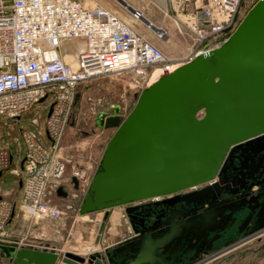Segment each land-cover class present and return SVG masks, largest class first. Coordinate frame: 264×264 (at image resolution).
<instances>
[{
    "label": "water",
    "instance_id": "95a60500",
    "mask_svg": "<svg viewBox=\"0 0 264 264\" xmlns=\"http://www.w3.org/2000/svg\"><path fill=\"white\" fill-rule=\"evenodd\" d=\"M152 29L160 30L155 25ZM105 124L116 132L80 213L128 205L120 224L125 245L114 256L107 251L84 257L1 241L0 253L10 264H179L195 250L194 240L223 213L213 209L170 225L148 219L132 203L210 183L179 197L191 204H211L217 192L212 182L226 172L230 159L237 161L245 179L264 180V157L258 158L264 156V0L251 7L226 43L160 77L142 91L124 121L116 114ZM249 184L238 182L237 189L250 194L254 184ZM259 190V213L264 215V186ZM58 194L67 195L63 188ZM171 199L162 204L171 205ZM263 231L264 221L255 233Z\"/></svg>",
    "mask_w": 264,
    "mask_h": 264
},
{
    "label": "built area",
    "instance_id": "2783aa9c",
    "mask_svg": "<svg viewBox=\"0 0 264 264\" xmlns=\"http://www.w3.org/2000/svg\"><path fill=\"white\" fill-rule=\"evenodd\" d=\"M92 1L0 0V115L16 120L40 103L49 106L47 141L22 131L26 155L21 168L13 167L9 149L0 147V173L21 177L19 210L31 223L59 218L72 209L80 211L76 190L72 192L75 201L66 204L58 194L63 188L68 197L65 185L77 189L74 179L79 186L85 177V171L76 166L77 177H65L68 161L61 151L78 87L95 78L123 74L142 83L148 69L157 65L163 66L165 74L172 73L226 43L244 18L245 0H167L163 22L171 19L176 32L190 38L196 49L185 62L174 64L178 67L171 72L163 44L132 27L107 5H89ZM132 15L135 20L146 17L140 8ZM152 25L160 29L154 31L157 37L168 36L163 24L146 23L150 30ZM16 207L10 199L0 198V242L13 241L8 224ZM26 234L16 241L20 246L58 252L50 243L28 242Z\"/></svg>",
    "mask_w": 264,
    "mask_h": 264
},
{
    "label": "rangeland",
    "instance_id": "374dc122",
    "mask_svg": "<svg viewBox=\"0 0 264 264\" xmlns=\"http://www.w3.org/2000/svg\"><path fill=\"white\" fill-rule=\"evenodd\" d=\"M126 1L133 7L140 8L145 16L155 24H163L167 30L168 38L157 37L154 30L146 27V23L143 22L144 20H135L132 15L133 11L127 8L120 0H95L92 3L90 2L89 5L93 6L96 3L107 5L122 18L129 21L132 27L163 44L165 52L170 57L168 62L170 64L169 66L185 62L196 52L195 47H192L193 43L190 38L180 36L176 32L171 19L168 18L163 22L165 17L164 7L166 6L161 1ZM257 1L245 0L241 9V17L243 15L245 17ZM191 47L193 51H191ZM173 57H176V59ZM161 67L163 66L157 65L148 69V77L144 78L142 83H139L129 74H123L95 78L78 87L70 118L62 138L61 151L64 158L68 161L66 162L67 170L65 177L68 179L77 177L74 172L75 166L77 169L85 171V177L79 180L80 184L76 187L77 189H72L73 186L71 184L70 186L65 185L69 195L68 197H63V204L69 201H75L72 192L76 190L79 195V200L75 201V203L77 207L81 205L89 189L90 181L99 170L106 147L116 132L115 127L107 126L105 123L101 124L99 123V119L103 116L118 114L120 121H124L135 108L142 91L165 74V70ZM158 70L159 72H157ZM42 105L43 103L36 105L32 110L25 113L20 121L17 119L15 121V119L0 115V140H4V143L0 146L6 148L11 147L15 155H17L18 143L16 136L20 135V143H22L20 161L24 157L23 130L32 131L37 137H42V134L47 135L46 119L49 110H44L41 118L37 117V113L43 109ZM14 121L16 122V129H13ZM8 123L10 125H7ZM12 131L13 134L11 135ZM16 181L17 177L15 176L9 175L8 178L5 175L0 176V192L2 188L7 189L15 185ZM21 194L22 190L17 195L18 212L19 204L23 196ZM144 201H150V199L134 202L131 205ZM127 206L123 205L108 209V218L104 217V211L106 210L97 211L94 214H88L86 217H82L79 209H72L63 216V219L61 218L62 220L34 221L31 223L21 215L19 217L22 219V223H18L22 230V225L27 226L25 228V234L28 232V229H31V232H28L30 234L28 242L46 243L47 241L43 239L32 240L31 235L38 236V234L43 232L46 233L44 236L50 238L48 240H51L53 243L50 244L58 247L60 255H64L66 252H72L89 257L92 254L110 251L111 247L104 246L102 241L104 229L106 228L104 226L110 221L113 212L121 214ZM95 215H99V219L102 222L101 226L94 219ZM37 222L41 223L39 224ZM57 229L60 232H57ZM102 230L103 233H101ZM234 232L237 234H234ZM249 232L250 230L247 228L239 231L236 227L230 237L217 240L216 242L213 241L211 247L195 254L186 264H264V235H249ZM9 233L11 236H15L14 231H9ZM96 235L97 238H95ZM89 250L96 252L90 253Z\"/></svg>",
    "mask_w": 264,
    "mask_h": 264
},
{
    "label": "flooded vegetation",
    "instance_id": "af4514ba",
    "mask_svg": "<svg viewBox=\"0 0 264 264\" xmlns=\"http://www.w3.org/2000/svg\"><path fill=\"white\" fill-rule=\"evenodd\" d=\"M108 116L112 115L101 117L99 119V123H105ZM261 157L264 156L261 155L258 158ZM258 158L256 159L257 164L260 162ZM262 164H264V160ZM238 182L244 185L249 183L254 184L252 187L253 192L249 194V191L238 190ZM212 183H216L217 192L216 196L210 200L211 204H191L181 201V198L179 197L184 194L202 189L210 184L208 183L206 185L187 189L178 194L162 196L156 199H150V201H144L132 205L139 206V210L141 209V214L147 216L148 219L150 218L158 222H164L167 220L168 224L170 225H174L182 219L189 217L191 218L202 212L211 211L213 209L223 213L222 216L217 217L214 225H212L207 230H204L203 234L198 238V241L194 240L195 250H192L191 254L185 259H180V261H178L179 264H186L189 262L190 258L195 254L211 247L213 241L216 242L217 240L230 237L236 227L239 229V231L247 228L250 230L249 235H264V231L262 233H255L258 225L264 221L263 213H259L261 209L260 201H262V191H260L259 188L264 186V180L259 176H255V178L253 177L252 180L245 179V176H243L242 170L239 168L237 161L230 159L227 162L226 172L223 173L222 176H218L217 179ZM226 189L229 192L237 193H224ZM220 192L222 193L220 194ZM168 198H172L171 200L174 204H162V201ZM138 218H141V216H138ZM234 234L237 233L234 232ZM0 264H10L9 260L6 259L1 253Z\"/></svg>",
    "mask_w": 264,
    "mask_h": 264
},
{
    "label": "crops",
    "instance_id": "0c3cea01",
    "mask_svg": "<svg viewBox=\"0 0 264 264\" xmlns=\"http://www.w3.org/2000/svg\"><path fill=\"white\" fill-rule=\"evenodd\" d=\"M42 110L41 111H39L38 113H37V117H39V118H41L42 117V112L44 111V110H47L48 108L45 106V105H42ZM29 112V111H28ZM27 113V112H26ZM25 114V113H24ZM24 114L22 115V116H24ZM22 116L20 117V118H18L17 120H19L20 121V119L22 118ZM48 116V115H47ZM16 121V120H15ZM13 122V129H16V122ZM7 125H10L9 123L7 124ZM40 127V126H39ZM14 131V130H13ZM13 131L11 132V135L13 134ZM24 131V130H23ZM17 132V131H16ZM17 134H18V132H17ZM17 137V143H18V154L17 155H15V153L13 152V150L11 149V147L10 148H8L9 149V151H10V153H11V155H12V158H13V161H12V166L14 167H18V168H21L22 167V164H23V161H24V158H25V155H26V144H25V141H23V143H24V157H23V159H22V161H20V158H21V150H22V146H21V144L22 143H20V139H21V136L19 135V136H16ZM23 137V136H22ZM42 140H44V141H47V136L46 135H43L42 134V137H40ZM2 143H4V140L3 139H1L0 140V145L2 144ZM1 147V146H0ZM7 176V178L9 177V175H11V176H15V177H17V181H16V183H15V185H13V186H11V187H9V188H7V189H5V188H2V190H1V192H0V198H3V197H6V198H8V199H10L11 201H13L14 203H16V206H18V202H17V195L19 194V191L20 190H22V194H21V196L23 195V182H22V179H21V177H19V176H17V175H15V174H13V173H11V172H3V173H0V176ZM13 178V177H12ZM67 196V195H66ZM65 197V196H64ZM94 212H97V211H94ZM94 212H90V213H87V214H82L81 216L82 217H86L88 214H94ZM104 213H105V215H104V217L105 218H108L107 217V210L106 211H104ZM81 214V213H80ZM22 214L20 213V210H19V212L17 211V207H16V210H15V213H14V215H13V217H12V220H11V222L8 224V231H14V234H15V236H12V240L14 241V242H16V241H20L22 238H24L27 234H25V228H27V226L25 227V225H22V228H23V230L20 228V226H19V223H22V219L19 217V216H21ZM109 215V214H108ZM23 216V215H22ZM24 217V216H23ZM95 218L94 219H96V221H98V223H99V226H101V224H102V222L100 221V217H99V215H95L94 216ZM25 218V217H24ZM63 219V216H61L60 218H52V219H44V220H40L41 222H45V220H57L58 221V219L59 220H62ZM26 219V218H25ZM19 222V223H18ZM41 222H37V223H41ZM109 222L110 221H108L107 222V224L104 226V227H106L105 229H104V237L102 238V241H103V245L104 246H106V247H111L110 248V252L112 253V255L114 256V254H118L117 252H118V250L123 246V245H125V243H126V240L124 239V238H122V236H121V234H122V226L120 227V229H119V231L117 232L118 234H115V236L113 235L112 236V238H109L108 239V243H107V245H105V243H104V241H105V233H107L108 232V224H109ZM38 225V224H37ZM30 227V226H29ZM31 228H32V226H31ZM14 229V230H13ZM22 231H23V234H22ZM28 232L30 233L31 232V229H28ZM27 232V233H28ZM57 232H60V230H58L57 229ZM101 232V231H100ZM101 233H103V230H102V232ZM36 234V233H35ZM46 233H41V234H38V236H33V235H31L32 236V239H38V240H40V239H43L44 241H47L46 243H52L51 242V240H48V239H50V238H46L44 235H45ZM29 236H30V234H29ZM95 238H97V235H96V237ZM53 244V243H52ZM54 246V245H53Z\"/></svg>",
    "mask_w": 264,
    "mask_h": 264
},
{
    "label": "bare ground",
    "instance_id": "6f19581e",
    "mask_svg": "<svg viewBox=\"0 0 264 264\" xmlns=\"http://www.w3.org/2000/svg\"><path fill=\"white\" fill-rule=\"evenodd\" d=\"M93 1H95V0H93ZM92 1V2H93ZM158 1H161V3L164 5V6H166V0H158ZM129 3V2H128ZM130 4V3H129ZM126 6V5H125ZM127 7V6H126ZM142 20H144V19H142ZM144 22V21H143ZM154 30V29H153ZM155 31V30H154ZM156 33H158L159 31H155ZM164 37H167L168 38V36H164ZM168 41H169V39H167ZM166 40V41H167ZM178 66H173L172 68H170L171 70H170V72L171 71H173L174 69H176ZM157 72H159V70L157 71ZM153 84V83H152ZM202 114V113H201ZM109 124H110V121L108 122ZM121 216H122V213L120 214V213H118V212H113V214H112V216H111V218H110V222H109V224H108V239L109 238H112V236L114 235L115 236V234H118L117 232L119 231V229H120V227H121ZM113 234V235H112Z\"/></svg>",
    "mask_w": 264,
    "mask_h": 264
}]
</instances>
